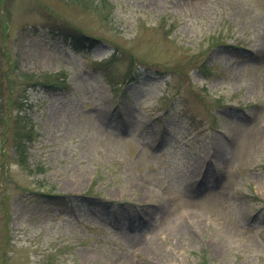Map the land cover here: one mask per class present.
<instances>
[{"label": "rangeland", "instance_id": "rangeland-1", "mask_svg": "<svg viewBox=\"0 0 264 264\" xmlns=\"http://www.w3.org/2000/svg\"><path fill=\"white\" fill-rule=\"evenodd\" d=\"M0 264H264V0H0Z\"/></svg>", "mask_w": 264, "mask_h": 264}, {"label": "trees", "instance_id": "trees-1", "mask_svg": "<svg viewBox=\"0 0 264 264\" xmlns=\"http://www.w3.org/2000/svg\"><path fill=\"white\" fill-rule=\"evenodd\" d=\"M74 2H79L80 0H73ZM81 4V2H80ZM80 33L72 32L70 34H63L64 38H70L72 45L74 47H78L79 45H94V40L96 38L91 35H87L83 33L81 30H79ZM48 87H54V83H47L43 84ZM18 122L15 129V137H14V148L16 151H18L19 156L24 157V149L26 146V142L32 140V133H33V126L30 122V118L23 113H16L14 117V122Z\"/></svg>", "mask_w": 264, "mask_h": 264}]
</instances>
